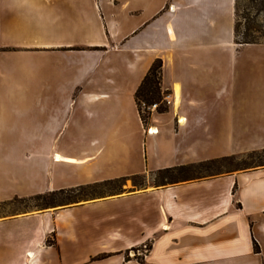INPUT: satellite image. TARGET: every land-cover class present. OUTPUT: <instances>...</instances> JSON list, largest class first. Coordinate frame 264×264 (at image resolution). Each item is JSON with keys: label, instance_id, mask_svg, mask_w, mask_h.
Listing matches in <instances>:
<instances>
[{"label": "crops", "instance_id": "1", "mask_svg": "<svg viewBox=\"0 0 264 264\" xmlns=\"http://www.w3.org/2000/svg\"><path fill=\"white\" fill-rule=\"evenodd\" d=\"M234 27L235 0H0V79L15 81L0 83V204L264 148V42L237 43ZM79 50L98 58H69L78 96L67 84L40 121V72ZM156 58L169 110L145 126L135 92ZM244 71L248 85L234 78ZM66 101L75 150L56 147ZM152 129L164 141L149 155ZM129 180L122 193L0 214V264H264V167Z\"/></svg>", "mask_w": 264, "mask_h": 264}, {"label": "trees", "instance_id": "2", "mask_svg": "<svg viewBox=\"0 0 264 264\" xmlns=\"http://www.w3.org/2000/svg\"><path fill=\"white\" fill-rule=\"evenodd\" d=\"M261 18H263V20ZM262 21H264V0H235L234 34L237 43L264 42V23ZM162 67L163 60L161 58H156L135 92L138 111L145 126H148L151 118L153 110L150 107L153 104H157L155 109L157 112L162 113L169 110V103L165 97L167 94H170V91L163 90L162 88ZM242 154L249 157L251 162L242 158ZM242 154H231L200 162L158 169L152 173L160 178L158 182H149L146 174H133L128 177H120L73 188H62L39 193L30 199L16 198L13 203L25 204L27 202H34L32 206L34 209L43 210L70 205L100 196L122 193L125 191L127 179H131L133 183L131 189L135 190L148 185V183L155 186L166 185L180 181L231 173L238 170L264 167V148ZM240 158L242 162L238 166L235 168L228 167V165L233 163L236 159L241 160ZM138 178H141L143 182L140 184L137 183L136 179ZM109 186H114L116 188H110L107 192L102 190ZM0 206H6V204L2 203ZM48 241L51 242V240ZM150 246L151 245H147V248H150ZM255 248L259 249L257 243L255 244ZM101 257L104 256H99V258Z\"/></svg>", "mask_w": 264, "mask_h": 264}, {"label": "rangeland", "instance_id": "3", "mask_svg": "<svg viewBox=\"0 0 264 264\" xmlns=\"http://www.w3.org/2000/svg\"><path fill=\"white\" fill-rule=\"evenodd\" d=\"M263 20V18H261ZM264 23V21H262ZM40 57V56H39ZM59 57H61V64H64L62 66H60L61 70H58L57 68L55 69V72H51V71H42L40 72V78H39V82L43 83L46 82L47 86H40L39 90H38V96L40 101H43V104L39 107V119L40 121H48V119H50V114L48 112V101H56V99L59 98H63V94H64V90L66 89V85L69 83H76L77 86H75L76 88L74 89V91L72 92V96L73 97H77L80 89L78 87H80L79 82H80V78H79V74L76 75V77L74 78L72 73L69 71H66V66L69 63V58L73 59V62L75 64H84L85 62L91 63L90 60H96L98 56L95 55V53H86L81 50L77 51L75 54H70L68 56V54H62ZM50 60H53V58H51ZM54 61V60H53ZM55 62V61H54ZM59 64V63H56ZM45 75H43V74ZM255 73V72H254ZM254 73L248 72V71H244L241 72V74L237 75V77H234L235 81L237 83H239L240 85H248L250 84V81L254 80L255 75ZM2 76H7V80H3L2 78L0 79V83L2 86L7 87L8 85H13L14 84V79L13 76L7 71L4 70L3 73L1 74ZM2 93L5 94L6 98H18V95L14 92V91H5ZM50 105V104H49ZM54 105H56V102L54 103ZM59 107L60 113H61V118H60V126L64 125V130L65 132L62 133V135L56 140V147L57 148H61V147H70L72 149H78L79 145H78V140H74L73 138L70 137V131H69V126L70 124L73 123V121L71 122V117L73 115V110L74 107L70 106V104L66 101L65 103L61 102L59 105H57ZM52 109H54V111L56 110V106H54ZM164 113V112H162ZM161 134H159L158 131L152 132L151 130L149 131L148 137L144 136V139L147 142L148 145V149H149V155L151 154V151H155L159 152V149L161 148V145L164 141V139L161 137ZM264 142V140H261ZM242 158L247 159V161L251 162V159L249 157H246L244 154L241 155ZM176 158V157H173ZM181 159V158H178ZM241 159V158H240ZM242 162V159H236L235 161H233V163L229 164L228 167L231 168H235L236 166H238L240 163ZM169 166H173V165H169ZM169 166H164V167H169ZM159 168H163V167H159L156 166L153 162L149 163V165L146 167L145 171H153ZM225 169V168H223ZM206 173V172H203ZM88 176V175H87ZM148 178V176H147ZM81 179V180H79ZM86 177H75V178H71L69 180H66L65 182H70V183H76V182H80L82 180H85ZM90 177H87V180H89ZM160 178H158L157 176H155L154 174H151L150 176V181L151 183L153 182H158ZM137 183H141L143 182V180L141 178L136 179ZM128 183V182H127ZM129 183H131V179L129 180ZM42 188H47V184L46 182H44V186H40ZM110 188H116L114 186H109L106 187L102 190H104V192H107L108 190H110ZM34 205V202H27L25 204H21V203H15L13 205L10 206H0V214L2 213H6V212H10V211H14V210H18V209H22V210H26V209H34L32 206Z\"/></svg>", "mask_w": 264, "mask_h": 264}, {"label": "built area", "instance_id": "4", "mask_svg": "<svg viewBox=\"0 0 264 264\" xmlns=\"http://www.w3.org/2000/svg\"><path fill=\"white\" fill-rule=\"evenodd\" d=\"M168 97H169V94H167L166 95V100L168 101ZM169 102V101H168ZM156 107H157V104L155 103V104H153L150 108L152 109V110H154V109H156Z\"/></svg>", "mask_w": 264, "mask_h": 264}, {"label": "bare ground", "instance_id": "5", "mask_svg": "<svg viewBox=\"0 0 264 264\" xmlns=\"http://www.w3.org/2000/svg\"><path fill=\"white\" fill-rule=\"evenodd\" d=\"M151 131H155L154 129H152Z\"/></svg>", "mask_w": 264, "mask_h": 264}]
</instances>
